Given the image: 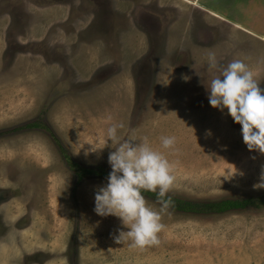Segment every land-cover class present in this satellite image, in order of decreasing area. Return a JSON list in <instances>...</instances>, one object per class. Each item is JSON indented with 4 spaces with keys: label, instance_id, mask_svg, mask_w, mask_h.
<instances>
[{
    "label": "rangeland",
    "instance_id": "1",
    "mask_svg": "<svg viewBox=\"0 0 264 264\" xmlns=\"http://www.w3.org/2000/svg\"><path fill=\"white\" fill-rule=\"evenodd\" d=\"M237 59L264 88V0H0V264H264V207L168 208L160 243L134 248L94 211L107 177H80L111 172L106 132L122 123L121 141L146 137L172 164L166 195H264V154L206 90Z\"/></svg>",
    "mask_w": 264,
    "mask_h": 264
},
{
    "label": "clouds",
    "instance_id": "2",
    "mask_svg": "<svg viewBox=\"0 0 264 264\" xmlns=\"http://www.w3.org/2000/svg\"><path fill=\"white\" fill-rule=\"evenodd\" d=\"M215 54L208 57V68H217ZM187 80L188 77H185ZM254 73L242 60H233L220 70L206 86L210 105L227 114L241 125L244 144L250 151L264 154V88L259 86ZM124 125L113 124L107 129V141L117 145L109 153L108 163L111 172L107 182L95 192L94 211L101 217L115 216L128 230H118L113 239L117 244H128L134 248H145L160 243L158 234L164 225L161 212L166 211L172 201L165 199L172 189L175 176L173 166L166 156L154 149L145 137L139 143L129 138L121 141L118 129ZM174 136L161 138V146L170 149L175 145ZM101 149L90 151L95 152ZM88 153L86 152L85 155ZM255 190L264 189V171L260 182L253 185ZM157 194L161 203L160 211L148 205L142 192Z\"/></svg>",
    "mask_w": 264,
    "mask_h": 264
},
{
    "label": "trees",
    "instance_id": "3",
    "mask_svg": "<svg viewBox=\"0 0 264 264\" xmlns=\"http://www.w3.org/2000/svg\"><path fill=\"white\" fill-rule=\"evenodd\" d=\"M37 127H39V125L34 124L28 125L26 128L34 129ZM89 174H99L103 177H108L109 175V173L106 172L99 173L96 170L82 169L80 177L81 179H84L85 176ZM142 194H145L157 200L156 193L145 191L142 192ZM168 198H171L172 201L169 208L177 212L193 215L225 214L233 211H245L249 208L259 209L264 207V195L257 197H248L241 200L226 199L219 202H195L166 195L165 199Z\"/></svg>",
    "mask_w": 264,
    "mask_h": 264
}]
</instances>
